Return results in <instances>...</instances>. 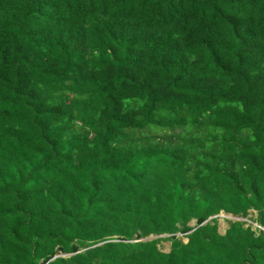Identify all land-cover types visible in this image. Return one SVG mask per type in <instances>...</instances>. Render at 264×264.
<instances>
[{"label": "trees", "instance_id": "16d2710c", "mask_svg": "<svg viewBox=\"0 0 264 264\" xmlns=\"http://www.w3.org/2000/svg\"><path fill=\"white\" fill-rule=\"evenodd\" d=\"M251 212L264 0H0V264H264Z\"/></svg>", "mask_w": 264, "mask_h": 264}, {"label": "rangeland", "instance_id": "374dc122", "mask_svg": "<svg viewBox=\"0 0 264 264\" xmlns=\"http://www.w3.org/2000/svg\"><path fill=\"white\" fill-rule=\"evenodd\" d=\"M75 131V128L74 127H70L69 128V132H73ZM257 217V213L256 212H251L250 214V217L248 218V221L250 222H254V224H257L255 222V220L253 221V219H255ZM242 220V218H237V217H234L232 215H229V214H226V213H221L219 216H218V223H219V231L221 234H225L226 230L229 228V221H239ZM192 225L194 226L195 223H192ZM168 236H162V237H156V236H151L150 239H158V238H167ZM182 237V236H180ZM184 242H187V239H183ZM160 249L163 250L164 252H170V249H171V243L170 242H167V241H164L160 244Z\"/></svg>", "mask_w": 264, "mask_h": 264}, {"label": "built area", "instance_id": "2783aa9c", "mask_svg": "<svg viewBox=\"0 0 264 264\" xmlns=\"http://www.w3.org/2000/svg\"><path fill=\"white\" fill-rule=\"evenodd\" d=\"M254 227H255L256 229H259V230H261V231H264V228L261 227V226L258 225V224H254Z\"/></svg>", "mask_w": 264, "mask_h": 264}, {"label": "water", "instance_id": "95a60500", "mask_svg": "<svg viewBox=\"0 0 264 264\" xmlns=\"http://www.w3.org/2000/svg\"><path fill=\"white\" fill-rule=\"evenodd\" d=\"M215 218H216V217H215ZM211 219H213V218H210L209 221H210ZM207 222H208V221H207ZM207 222H205V223H207ZM165 236H169V235H165ZM159 237H162V236H159ZM150 238H151V237H149V238H147V239H145V240H152V239H150ZM100 245H102V244H100ZM98 246H99V245H98ZM54 259H56V258H54ZM54 259H53V260H54Z\"/></svg>", "mask_w": 264, "mask_h": 264}]
</instances>
